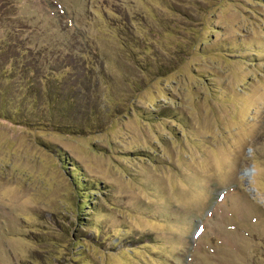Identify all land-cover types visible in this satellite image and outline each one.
I'll use <instances>...</instances> for the list:
<instances>
[{
  "label": "rangeland",
  "instance_id": "rangeland-1",
  "mask_svg": "<svg viewBox=\"0 0 264 264\" xmlns=\"http://www.w3.org/2000/svg\"><path fill=\"white\" fill-rule=\"evenodd\" d=\"M28 47L99 55L77 129ZM0 264H264V0H0Z\"/></svg>",
  "mask_w": 264,
  "mask_h": 264
},
{
  "label": "trees",
  "instance_id": "trees-1",
  "mask_svg": "<svg viewBox=\"0 0 264 264\" xmlns=\"http://www.w3.org/2000/svg\"><path fill=\"white\" fill-rule=\"evenodd\" d=\"M28 49L30 50L29 53L24 54L23 57H16L14 59L15 61L12 64H17V66L15 67V69H11V72L7 73V75H13L15 74V71L19 69L21 72H32V76L33 74H35L36 77L40 81H42V85L37 84L36 87L27 86V91L23 96H28V90L38 94L36 96L40 97V101L42 102L44 107L41 113H35L36 115L34 114L35 116H32L31 119H28L29 117L22 112L19 117H14V119L21 120L27 124H29L30 122H35V124H42V126L44 127H52L57 129L63 128L70 131L77 129V126L79 127V124H76L74 116L78 112L77 108H83L82 106L85 103H81L77 100L79 106L76 105L75 95L77 93L76 89L74 88V83L82 84L83 80H85L86 83H90L93 78L95 79V75L97 73L100 74V72H102V64L98 59L99 55L94 52V55L92 57H83L82 59H78L80 61H77V58L73 55L72 51L62 52V55L57 56V58L55 59L61 61L60 66L65 67V69L67 70H73L76 66H79L82 63L83 66L82 72L71 74L72 76H74V79L70 77L61 79L60 77H52L50 72L48 71L39 72L38 70L42 68L41 62L43 61V63L45 64V62L48 63L49 60L46 56L42 58V61H40L36 55L37 51L32 52L30 47H28ZM17 51L19 52L20 50ZM50 68L51 71H53L54 66H51ZM79 88L81 89L80 85ZM90 94L91 90L85 92L84 94L86 99L84 100L86 101V103L91 102L90 99L92 98L90 97ZM2 112H5L4 114H7V110H3ZM8 113L12 114L11 111H8ZM63 118L70 119V121H63ZM44 145L50 150H55V152L57 153L60 149V146H58L57 144H48L47 142H45ZM84 182L85 188L93 186L90 185L89 182Z\"/></svg>",
  "mask_w": 264,
  "mask_h": 264
},
{
  "label": "built area",
  "instance_id": "built-area-1",
  "mask_svg": "<svg viewBox=\"0 0 264 264\" xmlns=\"http://www.w3.org/2000/svg\"><path fill=\"white\" fill-rule=\"evenodd\" d=\"M246 171H247V169H246ZM246 171H245V172H246ZM247 189L250 190L251 188L249 189V188L247 187Z\"/></svg>",
  "mask_w": 264,
  "mask_h": 264
}]
</instances>
